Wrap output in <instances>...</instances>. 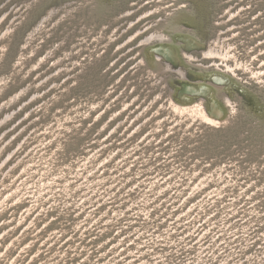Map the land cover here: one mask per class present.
I'll use <instances>...</instances> for the list:
<instances>
[{
    "label": "rangeland",
    "instance_id": "obj_1",
    "mask_svg": "<svg viewBox=\"0 0 264 264\" xmlns=\"http://www.w3.org/2000/svg\"><path fill=\"white\" fill-rule=\"evenodd\" d=\"M0 264H264V0H0Z\"/></svg>",
    "mask_w": 264,
    "mask_h": 264
},
{
    "label": "bare ground",
    "instance_id": "obj_2",
    "mask_svg": "<svg viewBox=\"0 0 264 264\" xmlns=\"http://www.w3.org/2000/svg\"><path fill=\"white\" fill-rule=\"evenodd\" d=\"M160 53H162L167 59L173 60L174 59V51L172 46L163 45L162 47L158 48ZM198 87L196 86H190L189 84L185 85V90H195ZM199 90V89H198Z\"/></svg>",
    "mask_w": 264,
    "mask_h": 264
}]
</instances>
